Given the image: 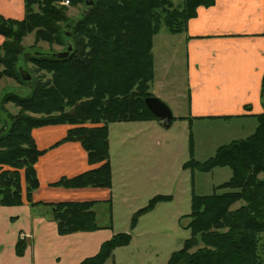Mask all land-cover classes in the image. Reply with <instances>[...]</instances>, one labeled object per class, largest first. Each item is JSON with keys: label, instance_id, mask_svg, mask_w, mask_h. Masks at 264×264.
<instances>
[{"label": "trees", "instance_id": "1", "mask_svg": "<svg viewBox=\"0 0 264 264\" xmlns=\"http://www.w3.org/2000/svg\"><path fill=\"white\" fill-rule=\"evenodd\" d=\"M60 1L24 0L22 20L0 17V35L5 39L0 46V80L10 79L29 88L24 97L15 92L0 95V129L4 128L0 132V206H19L26 200L44 209L60 235H68L111 229L112 199L33 202L32 195L39 188L36 164L43 151L38 150L32 131L66 127L56 145L79 143L88 164L97 166L62 177L50 187L111 189L109 125L157 122L144 103L153 97V38L162 26L170 34H184L197 9L209 8L215 0H88L92 4L87 13L83 10L74 18L66 15L67 7ZM68 1L69 7L85 9V0ZM29 34L34 43H55L65 51L70 45L72 50L61 59L56 53L27 52L22 42ZM8 103L18 108L17 114L4 109ZM244 109L250 110L247 105ZM251 116L257 126L250 136L219 146L203 162L191 155L183 165V169L201 173L228 168L231 176L209 195H192L190 213L184 217L187 221L181 223L189 238L166 264H264V106L262 113ZM175 120L184 118L173 117L171 124ZM192 146L190 134V153ZM171 200V196L152 197L133 213L130 230L159 203ZM101 203L108 206L105 226L98 224L94 211ZM131 239L129 232L114 234L79 264H105ZM25 248L19 240L16 254L22 255Z\"/></svg>", "mask_w": 264, "mask_h": 264}, {"label": "crops", "instance_id": "2", "mask_svg": "<svg viewBox=\"0 0 264 264\" xmlns=\"http://www.w3.org/2000/svg\"><path fill=\"white\" fill-rule=\"evenodd\" d=\"M24 15V0H0V17L22 20ZM178 35L183 36L179 42L185 47L187 78L185 94L179 95L187 98L186 116H173L176 94L152 91L153 97L170 107L173 117H183L181 121L188 124L194 119L252 117L263 112L264 0H215L209 8H198L196 17L187 22L186 32ZM4 41L0 35V46ZM246 105L250 110L244 109ZM35 130L32 136L43 154L36 164L39 188L32 195L33 202L105 201L111 197L112 187L109 190L50 187L62 177H74L97 166L88 164L87 154L79 143L56 145L65 136L66 127ZM108 140L111 154L109 127ZM109 161L113 181L110 155ZM39 208L26 200L19 206H0V264H79L95 255L101 244L113 236L112 228L60 235L56 223ZM135 239L133 236L128 246L116 249L109 260L113 264H120L121 260L123 263L125 256L121 258L119 254L125 251L128 255L125 260L134 263L130 249L139 246ZM19 240L26 244L22 255L15 250Z\"/></svg>", "mask_w": 264, "mask_h": 264}, {"label": "rangeland", "instance_id": "3", "mask_svg": "<svg viewBox=\"0 0 264 264\" xmlns=\"http://www.w3.org/2000/svg\"><path fill=\"white\" fill-rule=\"evenodd\" d=\"M66 9V15L74 18L84 10V7L68 6ZM182 37L170 34L162 26L160 32L153 38L155 80L153 79L151 84L150 93L154 91L162 94L163 91V94L167 92L176 94L177 105L172 110L175 117L186 116L188 110L187 98L184 96L187 78L185 47L179 42ZM22 45L27 52L65 51L64 46L55 43H34L33 34L27 35ZM26 68L32 77H35L33 67L27 64ZM6 92H15L24 97L28 95L29 88L20 86L10 79H1L0 95ZM180 92L184 93L183 96L179 95ZM4 109L13 115L18 112V108L11 103L6 104ZM149 125L116 123L109 126L110 158L113 166L111 195L113 235L129 232L139 243V246L130 249L134 263L129 264H142L145 261L150 264H166V258L182 248L184 241L189 238V231L183 229L181 223L187 221L184 217L190 213L192 195H209L214 186L227 181L231 176L228 168H216L209 173H201L183 169V165L191 155L196 161L203 162L212 157L219 146L250 136L257 122L252 117L228 119L216 117L194 119L188 124L175 120L168 128L158 124ZM190 134L193 143L191 153L188 148ZM156 195L171 196L172 200L168 203H159L154 212L142 216L141 220L139 218L138 229L134 231L136 226L131 231L130 218L133 213L146 206ZM94 211L98 224L105 226L109 221L108 206L101 203L95 206ZM119 255L121 258L128 256L125 251ZM125 258L123 263L122 260L119 261L120 264H128ZM105 264L113 262L108 260Z\"/></svg>", "mask_w": 264, "mask_h": 264}, {"label": "water", "instance_id": "4", "mask_svg": "<svg viewBox=\"0 0 264 264\" xmlns=\"http://www.w3.org/2000/svg\"><path fill=\"white\" fill-rule=\"evenodd\" d=\"M92 4V1L88 2V0H85V9L84 13H87L88 11V6ZM72 50V47L68 45L67 50L64 52H59L54 54L57 56V58H66L69 54V52ZM30 76H27L26 80L30 81ZM146 107L148 110L154 115V117L157 119V122L159 125L168 128L171 125L172 121V112L170 108L162 102L159 98L157 97H150L145 99L144 101ZM4 128L0 129V132H2Z\"/></svg>", "mask_w": 264, "mask_h": 264}, {"label": "built area", "instance_id": "5", "mask_svg": "<svg viewBox=\"0 0 264 264\" xmlns=\"http://www.w3.org/2000/svg\"><path fill=\"white\" fill-rule=\"evenodd\" d=\"M61 6L68 7L69 6V1L68 0H61L59 3Z\"/></svg>", "mask_w": 264, "mask_h": 264}]
</instances>
